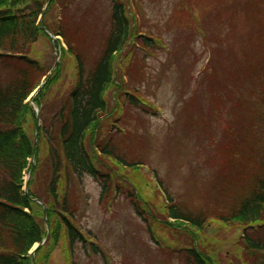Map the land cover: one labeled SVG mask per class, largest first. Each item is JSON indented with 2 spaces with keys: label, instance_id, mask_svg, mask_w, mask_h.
Masks as SVG:
<instances>
[{
  "label": "trees",
  "instance_id": "trees-1",
  "mask_svg": "<svg viewBox=\"0 0 264 264\" xmlns=\"http://www.w3.org/2000/svg\"><path fill=\"white\" fill-rule=\"evenodd\" d=\"M49 1L0 0V264H32L30 253L48 236L44 207L37 200L49 208L50 230L48 243L37 252V264H49L51 255L63 245L67 246L68 262L75 264L73 252L78 245L87 249L89 240L77 222L80 210L73 185L77 181L82 186L87 177L100 185L101 202H108L114 195L125 196L137 217L147 225L148 234L162 245L156 228L160 226L168 242L181 250L183 264H220L217 250L205 234L213 220L243 232L244 246L241 242L237 245L234 260L239 264H264V93L256 97L257 103L250 110L259 117L254 130L259 136L256 147H249L254 129L251 126L238 137L229 128V142L221 145L225 158L218 163L219 174L227 176L226 166L232 172L238 168L234 182L241 185L237 192L224 196L222 203L227 205L214 209L203 203L189 209L177 205L165 189L168 196L167 204L162 205L163 212L154 202L155 198L160 199L159 194H151V181L139 167L146 165V153L142 154L140 149L145 147L148 135L136 128L135 133L131 130L124 138L113 133L107 137L114 129L123 101L138 114L148 115L144 112L143 85L128 93L124 80L130 73L141 77L146 74L144 66L150 55L158 53L157 26L149 24L148 33L142 32L144 24L139 20V12L123 0H107L110 9L104 13L97 6L86 8L87 0H53L39 24ZM185 1L176 6L183 7L189 25L192 17L184 8ZM63 6L65 20L59 25L50 24V17L56 19L58 7ZM251 7L253 12L261 10V5ZM79 21L88 26L83 34L80 28L85 29V24L78 25ZM44 29L61 36L68 50H62V62L53 79L31 102L51 71L37 59L36 53L42 42L52 44ZM89 36L100 48L96 59L89 58ZM56 44L61 47L60 42ZM137 47L145 51L140 52ZM168 54L172 55L171 51ZM63 71L73 72L74 83L65 99ZM260 75L264 77V69L254 79L260 81ZM168 77L172 79L173 73ZM110 93L112 100L108 99ZM249 95L255 97L252 92ZM36 108L41 109L42 130L34 150ZM190 122L186 132L195 136L196 121ZM126 124L129 126V118ZM33 159L36 167L25 192V177L32 169ZM154 172L158 175L157 170ZM159 183L163 184L160 178ZM91 248L95 255L101 254L95 245Z\"/></svg>",
  "mask_w": 264,
  "mask_h": 264
},
{
  "label": "rangeland",
  "instance_id": "rangeland-1",
  "mask_svg": "<svg viewBox=\"0 0 264 264\" xmlns=\"http://www.w3.org/2000/svg\"><path fill=\"white\" fill-rule=\"evenodd\" d=\"M179 1L143 0V9L139 10L143 31L148 33L147 26L154 23L156 34H159L156 37L168 46V52L151 54L144 66L145 75L130 73L124 80L129 90L143 85L141 94L163 113L140 115L124 103V119L118 123L128 133L131 130L135 133L136 128H140L142 134L148 135L144 140L145 147L140 151L146 153V164L151 170L158 171L163 191L166 188L177 205L194 209L204 203L220 209L227 205L222 203L224 196L237 192L241 186L238 181L234 182L238 168L232 172L226 166L227 176L219 174L218 163L225 158L221 145L229 142L228 129L235 130L238 137L244 129L254 128L249 136L251 149L256 147L259 139L255 132L259 117L250 110L257 103L256 97L264 93L263 75L257 77L260 81L254 79L264 69V0H187L184 8L195 20L191 26L185 24L188 22L185 12L180 11L183 7L176 6ZM123 2L127 5L128 0ZM247 3L255 7L261 5V10H245ZM87 4L86 8L97 6L103 13L110 9L107 0H87ZM62 12L58 7L56 19L50 17V24L55 23ZM81 24H85V29L80 28L83 34L88 26L79 21L78 25ZM86 40L87 48L91 50L88 53L93 57L89 58L96 59L100 51L98 42L90 36ZM170 51L172 55L168 54ZM36 53L41 63L51 69L54 67L55 51L48 41L38 45ZM132 60H136L135 56ZM89 66L92 67L91 61ZM63 73L62 95L65 99L74 83L72 71ZM171 73L172 79L168 77ZM250 89L254 98L249 95ZM111 95L108 99L112 100ZM127 117L128 127L125 125ZM190 119L196 121L195 136H188L186 132ZM199 146L206 150H200ZM242 158L240 153L239 159ZM73 186L80 210L77 222L85 232L97 238L103 250L102 255H95L91 249L78 245L73 252L76 264H183L182 254L172 250V247L176 249L174 243L168 242L166 234L157 226V237L167 247V251H162L125 196H118L107 206L108 202L100 201L101 188L92 178H85L82 186L74 181ZM152 189L154 194V187ZM154 202L164 212L163 201L155 198ZM241 232L219 224L206 230V238L217 250L220 264H229L237 255ZM67 252V246H61L51 255L49 264H69ZM235 261L239 264L237 259Z\"/></svg>",
  "mask_w": 264,
  "mask_h": 264
},
{
  "label": "water",
  "instance_id": "water-1",
  "mask_svg": "<svg viewBox=\"0 0 264 264\" xmlns=\"http://www.w3.org/2000/svg\"><path fill=\"white\" fill-rule=\"evenodd\" d=\"M58 64H59V60H58V62H57V64H56L54 70L57 68ZM51 74H52V73H51ZM51 76H52V75H50V78H51ZM42 88H43V87H41L40 90H41ZM40 90H39V91H40ZM46 213H47V208H45V214H46ZM34 264H35V260H34Z\"/></svg>",
  "mask_w": 264,
  "mask_h": 264
}]
</instances>
